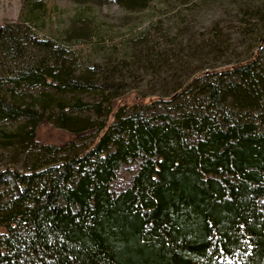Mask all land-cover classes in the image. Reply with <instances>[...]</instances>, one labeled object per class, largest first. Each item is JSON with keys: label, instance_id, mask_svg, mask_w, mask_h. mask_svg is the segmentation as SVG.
I'll return each instance as SVG.
<instances>
[{"label": "trees", "instance_id": "trees-1", "mask_svg": "<svg viewBox=\"0 0 264 264\" xmlns=\"http://www.w3.org/2000/svg\"><path fill=\"white\" fill-rule=\"evenodd\" d=\"M36 1L0 24V120L30 125L0 128V140H30L47 155L0 169L16 182L0 189V264H264V56L252 50L194 74L193 50L174 46L158 16L136 51L183 78L150 98L80 71L69 46L34 28ZM157 1L118 3L140 11ZM262 7L244 3L238 27L264 46ZM208 45L226 54L230 38L219 30ZM35 85L39 96L20 103L15 91ZM50 101L71 134L59 144L37 139Z\"/></svg>", "mask_w": 264, "mask_h": 264}, {"label": "rangeland", "instance_id": "rangeland-1", "mask_svg": "<svg viewBox=\"0 0 264 264\" xmlns=\"http://www.w3.org/2000/svg\"><path fill=\"white\" fill-rule=\"evenodd\" d=\"M36 2L41 3L39 5L42 9L33 23L34 28L40 35L49 36L69 46L71 60L80 71H89L95 79L103 78V74L109 80L121 79L127 89L137 88L150 98L158 97L183 78L172 77L169 68L162 67L154 71L160 62L148 63L136 51L137 35L158 16L170 30L169 35L176 38L177 44L174 46L180 45L184 50H193L188 52L192 58L186 66L194 74L210 70L215 65L225 66L236 57L243 58L252 50H256L260 57L264 56V46L260 45L258 34L245 33L238 27L242 24L241 7L244 3L264 6V0H245L242 4L240 0H158L153 8L140 11L124 9L118 0ZM21 6L22 0H0V24L17 20ZM219 30L230 38L226 54L217 52L208 45V39ZM41 90L39 85L23 86L15 93L21 96L19 102L25 104L38 97ZM56 95V98L64 100L72 94ZM83 95L89 96L88 93ZM37 106L38 102L36 108ZM48 107V121L37 128V139L59 144L70 138L71 134L55 124L54 114L58 110L56 101H50ZM79 114L91 119L96 117L90 111H81ZM103 117L104 115L101 118ZM109 117L112 119L111 114ZM21 125L25 126V130L30 127L22 117L0 120V128L7 131L16 130ZM12 137L13 135L9 139L0 140V169H27L38 162V156L47 157L30 140L25 145H17V137ZM31 156L36 158L32 159ZM6 173L7 175L0 176L1 190H9L16 183L8 176V171ZM6 181L12 184L7 187L4 183Z\"/></svg>", "mask_w": 264, "mask_h": 264}]
</instances>
